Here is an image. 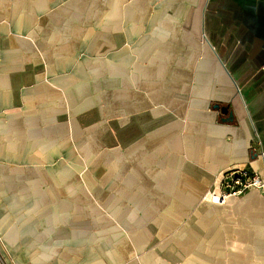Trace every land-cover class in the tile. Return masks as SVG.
Returning <instances> with one entry per match:
<instances>
[{
  "label": "crops",
  "instance_id": "obj_1",
  "mask_svg": "<svg viewBox=\"0 0 264 264\" xmlns=\"http://www.w3.org/2000/svg\"><path fill=\"white\" fill-rule=\"evenodd\" d=\"M263 152L264 0H0L3 263L264 264Z\"/></svg>",
  "mask_w": 264,
  "mask_h": 264
},
{
  "label": "built area",
  "instance_id": "obj_2",
  "mask_svg": "<svg viewBox=\"0 0 264 264\" xmlns=\"http://www.w3.org/2000/svg\"><path fill=\"white\" fill-rule=\"evenodd\" d=\"M262 156H264V152ZM252 190L264 192V179L245 168L230 170L223 177L221 194L218 196L212 194V201L224 204L228 198L242 196ZM0 262L5 264L1 257Z\"/></svg>",
  "mask_w": 264,
  "mask_h": 264
},
{
  "label": "water",
  "instance_id": "obj_3",
  "mask_svg": "<svg viewBox=\"0 0 264 264\" xmlns=\"http://www.w3.org/2000/svg\"><path fill=\"white\" fill-rule=\"evenodd\" d=\"M222 111L224 112V114L228 113V110L226 108H222ZM230 117H232V114H230Z\"/></svg>",
  "mask_w": 264,
  "mask_h": 264
}]
</instances>
